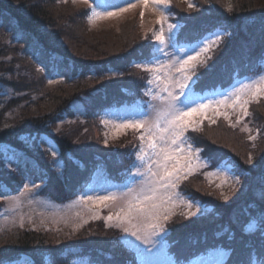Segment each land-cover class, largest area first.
<instances>
[{
  "label": "trees",
  "instance_id": "trees-1",
  "mask_svg": "<svg viewBox=\"0 0 264 264\" xmlns=\"http://www.w3.org/2000/svg\"><path fill=\"white\" fill-rule=\"evenodd\" d=\"M226 1L199 8L189 19L173 13L177 20L186 22L179 32L180 42L199 38L217 27L226 33L196 68L200 77L197 92L223 88L236 74L255 73L264 64V0L234 1L233 6ZM62 2L0 0V86L11 92L0 110V197L19 193L30 180L43 185V195L65 202L77 196V188L90 172L100 170L116 178L131 139L106 146L98 111L150 96L147 93L151 85L147 83L152 74L133 62L149 57L154 45L152 33L140 34L136 22L133 38L110 50L103 46L104 40L86 39L93 29L88 23V9L79 7L68 13L69 3L63 7ZM168 9L175 10L171 0ZM263 100L252 101L249 108L261 105ZM78 102L86 113H76L73 105ZM214 119L215 124L210 123L211 119L193 127L195 131L189 128L185 134L188 143L200 150L213 167L228 162L235 165L238 174L242 170L244 174L227 201L217 196L210 200L197 192L205 183L203 171L182 180L178 189L212 211L199 219V215H173L166 225V251L180 260L189 254L220 249L236 259L234 264L246 260L263 264L264 239L258 231L264 227V120H258L256 132L261 141L251 144L257 163L246 171L237 158H247L246 147L234 134L238 126L232 127L225 116ZM91 121L103 129L99 137ZM219 130H226L222 133L230 136L226 145L211 139ZM41 137L54 142L56 157L48 152L45 139L40 146L37 141L33 142L35 148L30 146L31 139ZM5 152L18 162L6 166L1 155ZM55 159L62 162V176L53 169ZM42 177H46L43 183ZM3 207L0 202V211ZM252 223L257 227L246 231ZM94 226L75 234L31 228L11 236L3 234L0 260L6 264H71L88 258L94 264H125L130 252L123 248L122 232L104 224Z\"/></svg>",
  "mask_w": 264,
  "mask_h": 264
},
{
  "label": "snow or ice",
  "instance_id": "snow-or-ice-1",
  "mask_svg": "<svg viewBox=\"0 0 264 264\" xmlns=\"http://www.w3.org/2000/svg\"><path fill=\"white\" fill-rule=\"evenodd\" d=\"M137 3L144 8L151 3L161 12V19L158 21L161 28L153 33L157 43L152 45L147 59L133 62L137 67L147 65L144 70L152 74L148 84L154 85L156 89L155 93L147 94L158 103L152 105L151 111H145L140 117L117 126L133 128L137 131L143 130L139 136L142 146L128 170L127 191L110 192L107 195L95 197L81 195L80 202L94 206H107L124 200L126 206L121 207L114 216L109 215L107 219L109 222L115 220L126 236L134 237L140 245H143V248L138 250L141 255L147 256L149 253L154 254V249L161 251L166 248L164 237L169 232L166 225L175 215L174 209L177 202L187 209L181 214L188 218L197 216L198 213L200 215L197 218H203L212 211L199 201L183 199L175 191L182 180L193 174L196 167L193 164V158L197 161L200 159L198 152L193 149L192 144L188 143L185 136L192 127L193 118L199 116L202 123L208 118L210 112L223 115L221 109L227 107L239 109L241 119L248 116L249 103L258 95L264 94V77H261L259 82L246 83L238 87L225 99L207 102L195 99L196 85L200 80L196 74V68L199 63H202L201 57L210 53L220 43L224 33L213 30L193 41L185 38L181 43L178 38V29L182 26L179 23H167L170 0H106L103 13L96 11L95 8L92 9L90 22L105 15L113 16L116 12L128 11L130 8L137 7ZM189 7L193 5L189 4ZM231 10L229 8V11ZM141 19H143V13H141ZM165 23H167V36ZM208 58L210 59L211 56L209 55ZM208 71H211L210 67ZM228 118L225 115V119ZM239 122L240 119L237 120V123ZM210 123L215 124L216 120L212 119ZM231 126L236 127V124ZM193 130L196 129L193 128ZM250 139L255 140L256 137L250 136ZM51 150L55 154V149L51 148ZM14 160L16 158H6L3 163L10 166ZM247 163H252L251 157ZM61 166L62 162L56 161L53 169L59 171ZM213 174H223L239 184L240 175L244 172L242 170L238 174L235 165H231L221 166L217 172L210 173V175ZM45 180L46 177H42L41 183ZM33 186L36 189L40 187L39 184ZM31 191L32 189L25 184L24 192ZM223 199L227 201L228 197L224 196ZM254 227V224H249L245 230L250 232ZM158 237L161 239H157ZM0 264H6V261L0 260ZM143 264H149V261L145 260ZM169 264H178V262L171 260ZM244 264H250V261L246 260Z\"/></svg>",
  "mask_w": 264,
  "mask_h": 264
},
{
  "label": "rangeland",
  "instance_id": "rangeland-1",
  "mask_svg": "<svg viewBox=\"0 0 264 264\" xmlns=\"http://www.w3.org/2000/svg\"><path fill=\"white\" fill-rule=\"evenodd\" d=\"M62 2L63 7L67 5V2L69 3V6L67 8L68 13L75 12L79 10V7L87 8L88 9V15L89 17V25L91 28H93L88 35L85 33L83 36L86 37L88 41H91L93 39L95 40H104L103 46H105L108 49L116 50L120 45L123 44L125 39H132L133 38V30L136 29V22L139 26V32L140 34L147 35L154 32H158L161 28V24L158 23V21L161 19V12L157 10L151 3H149V6L147 8H144L143 5L137 3V7L130 8L128 11L124 12H116L113 16H102L100 18H95L92 22H90L91 18V12L92 9L95 8L96 11L103 13L105 11V4L106 0H60ZM239 3L242 0H227L226 3ZM244 1V0H243ZM171 2H174V12L169 10V14H173L177 12V14L182 17H187L185 19H189V15L192 12H196L199 8H208L210 4L216 3L224 4L223 0H171ZM189 4H192L193 7H189ZM99 5V7H98ZM233 6V4H232ZM76 9V10H74ZM141 13H143V19H141ZM83 16V14H82ZM167 23H172V21L168 17ZM167 23L164 24L165 28V35L167 36ZM181 30L178 29V31ZM132 31V33L128 36H125L124 34L129 33ZM230 35V34H229ZM105 37H108L106 39ZM224 38V36H223ZM118 42H117V41ZM86 41V43L88 42ZM228 38L224 40V44L227 43ZM157 43V42H156ZM216 47V46H215ZM214 47V48H215ZM201 57V61H204V56ZM147 65L140 66L141 69L144 70V68ZM145 71V70H144ZM150 73V72H149ZM151 74V73H150ZM250 75L242 78H238V76H235V84L228 90H223L222 88H218L216 92H205V94H200L199 92H196L195 99L202 100L203 102H207L209 100H220L225 99L227 96H229L233 91H235L238 87L243 86L246 83H252V82H259L261 77H264V64L263 67L255 72V73H249ZM224 88V87H223ZM149 92L155 93L156 89L154 85H151ZM11 95V92L9 89L0 86V110L3 107L2 105L4 102L9 99ZM263 97L264 94H260L257 96L255 100H259V98ZM253 102H255L253 100ZM158 103L157 101L151 100V103L148 107V109H145L143 111L138 110L137 108H122V109H115L110 110L102 114V119L98 118V121H100V124H102V128L104 129V144L106 146L116 143H124L126 139H131V143L126 147V151L123 154V157L126 161H122L123 166L126 165H132L135 161V155L138 153L141 145V141L139 140V136L143 130L137 131L133 128H119L118 125L122 123H126L132 119L138 118L145 111H151V107L153 104ZM251 103V102H250ZM249 103V105H250ZM248 105V112L249 115L246 117L240 118V110L239 109H233L232 107H227L221 109V112L224 113L223 115H216L214 113H209L208 118L205 120H211L216 117H222L227 115L229 118L226 119V121L229 124H236L234 134L240 137V140L246 147V153L247 158L243 157L242 155H237V158L240 160L243 167L248 171L249 168L253 167L256 162V158L254 157L253 153L251 152V144L253 145L257 144L261 139L257 138V128H258V120H264V100L261 101V105L255 107L252 109L249 108ZM77 109V114L81 115L86 113V108H82L81 103H76L74 105ZM263 115V116H262ZM236 119H240L239 123H236ZM96 122V121H95ZM92 126L94 127V132L96 135L102 134V128L98 127L93 121H91ZM99 123V122H96ZM200 117L196 116L193 118V127H197L200 125ZM94 124V125H93ZM245 128L247 130H245ZM226 130H219L216 131L217 135H214L212 137V140L218 141L220 144L226 145L228 142L230 136L228 134L222 133ZM228 131H233L231 128H228ZM210 130L205 132L209 133ZM220 133V134H218ZM222 133V134H221ZM250 136H255L256 139L252 140L250 139ZM99 137V136H98ZM132 137V138H131ZM43 139L46 140L47 145L46 148L50 154H52L54 157L57 155L56 147L54 142H52L48 138H35L31 139L29 143H31V147L35 148L34 141H37V145L40 146V141ZM217 142V143H218ZM248 142V143H247ZM55 149V154L51 150V148ZM130 146V147H129ZM198 154L200 159L197 161L195 158H193V164L196 166L194 168V173H199L203 171V176L205 177V183L202 186V188H198L197 192L202 195L203 197L207 199H214L215 196L219 200H224L223 197L227 196L228 198L231 197L232 193L230 192L233 189H236L239 187V184H236L231 179L225 177L223 174L221 175H210V173H215L218 171L219 167L221 166H231L228 164V162H223L219 166L213 167L211 162L208 160V158L202 154V152L195 147H193ZM259 149V148H258ZM3 158H14L10 154H6V152L3 154L1 153ZM264 155V154H263ZM249 157L252 158V163H247ZM16 161V160H14ZM55 159L52 163L56 162ZM256 162V163H255ZM53 166V165H52ZM64 167L61 166L60 170L57 171L58 176H62ZM134 171V169H133ZM192 175V174H191ZM190 176V175H189ZM241 179V178H240ZM263 182V181H261ZM129 180L128 176L124 177L123 180L115 181L110 178H106L101 173L93 175V182H89V187L84 189L81 193L78 194V196L72 198L71 200L65 201V202H58L55 199H52L49 196H45L41 193V190L43 189V185H40L39 189L34 188L35 182H32L30 180H27L25 184L28 185L29 188L32 189L31 192L25 193L24 192V186L22 187V190L19 193L15 194H8L5 197H0V202H3V209L0 211V236L3 234H6L7 236L10 234H13L14 232H22L24 228H31L35 229L37 231H61L63 234H75L80 231V233L83 231L84 228L87 227V229H90V226L93 228L96 225H102L104 224L106 227H113L118 230H120L121 233V240L123 243V246L129 249V251L135 252L134 255H132V258L134 261V264H143V261L147 260L149 261V264H169V261L175 260L178 262V264H230L228 262L229 256L231 263L234 264L235 258H231V254L227 253L226 251L215 249L213 251H200L197 253L189 254L185 258V263L183 261L177 260L176 258L171 257V255L166 251V248H164L161 251L153 250V253H149L147 256L141 255L140 251L138 249L143 248V245H140L138 241L135 240L134 237L126 236L125 233L122 231L120 227L117 226L116 221L113 220L111 222L108 221L107 217L109 215H115L117 212L120 211L121 207L126 206V202L124 200H119L115 204H109L107 206L100 205V206H94L91 204H83L80 202V196L83 195L85 197L91 195V196H103L107 195L110 192H116L120 193L123 191H127ZM177 193L180 194V196L183 199H189L187 195H184L178 188L175 190ZM218 192H220V196L216 195ZM24 193L23 195H21ZM252 194V192L250 193ZM191 199V198H190ZM194 200V199H192ZM196 201V200H195ZM204 206V205H203ZM205 207V206H204ZM207 208V207H206ZM175 214H180L182 212H186L187 209L183 207V205L179 204L177 202V206L174 209ZM195 211V209H193ZM197 215H200L199 213ZM21 224L23 226L21 227ZM93 224V225H91ZM256 226V223H252ZM257 227V226H256ZM262 229V227H260ZM255 229V227H254ZM260 235L262 236V239H264V236L262 234V231H258ZM5 236V235H4ZM11 236V235H10ZM157 239H161L158 237ZM165 239V237H164ZM159 247V245H158ZM73 262V261H72ZM71 264H94L89 260L88 258H84V260L75 261Z\"/></svg>",
  "mask_w": 264,
  "mask_h": 264
}]
</instances>
